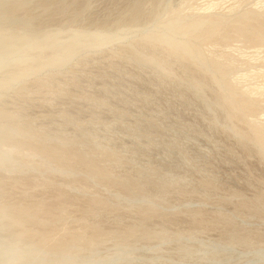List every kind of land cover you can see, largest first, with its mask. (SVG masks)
I'll use <instances>...</instances> for the list:
<instances>
[{"label": "rangeland", "instance_id": "obj_1", "mask_svg": "<svg viewBox=\"0 0 264 264\" xmlns=\"http://www.w3.org/2000/svg\"><path fill=\"white\" fill-rule=\"evenodd\" d=\"M263 22L264 0H0V264H264Z\"/></svg>", "mask_w": 264, "mask_h": 264}, {"label": "bare ground", "instance_id": "obj_2", "mask_svg": "<svg viewBox=\"0 0 264 264\" xmlns=\"http://www.w3.org/2000/svg\"><path fill=\"white\" fill-rule=\"evenodd\" d=\"M220 2V1H219ZM219 5H220V3H219ZM209 9H210V7H209ZM65 12V11H64ZM211 22V21H210ZM261 23V22H260ZM264 23V22H263ZM246 26H248V25H246ZM245 26V27H246ZM249 27V28H248ZM247 28H248V30L250 31L249 33L251 34L252 33V35H250V36H256V37H258V36H260V37H263V40H264V30H263V26L261 25V26H258V25H255V26H253V24L252 25H249ZM242 28V27H241ZM247 28H244L245 30L247 29ZM243 29V30H244ZM242 30V31H243ZM246 33L248 32V31H245ZM248 33V34H249ZM259 38V37H258ZM252 39V38H251ZM264 42V41H263ZM256 44V43H255ZM263 45V44H262ZM257 49V48H256ZM255 51V50H254ZM263 51V50H262ZM260 52V51H259ZM263 87V86H262ZM241 100V99H240ZM243 101V100H242ZM235 103V102H234ZM232 104V105H235V104ZM237 104L238 105H235L234 106V108H233V106H231L233 109H235V111H238V110H240V111H242L241 109H239L238 108V106H240L241 104V106L244 108V110L242 111V113L244 112V111H248L249 110V106L247 105V103H243V102H241V103H239V102H237ZM241 106H240V108H241ZM230 107V108H231ZM251 110V109H250ZM234 111V110H233ZM234 111V115H237L236 114V112ZM240 111H238L239 113H240ZM249 112V111H248ZM251 112V111H250ZM233 113V112H232ZM249 114V113H248ZM258 114V113H257ZM242 115V114H241ZM246 115V114H245ZM236 117V116H235ZM238 117L239 116H237V119H238ZM244 119V118H243ZM240 124V123H239ZM249 126V125H248ZM245 127V126H244ZM251 128V127H250ZM256 129V130H255ZM251 133H250V135L252 136V138H253V141L261 148V150H262V152L264 153V132L263 131H261L260 129H257V128H255ZM244 130V129H243ZM251 130H252V128H251ZM250 130V131H251ZM246 137H247V135H246ZM249 139V138H248ZM56 155H57V153H56ZM70 155V154H69ZM59 159V158H58ZM79 160V159H78ZM82 160V159H81ZM78 162H80V161H78ZM72 238V237H71Z\"/></svg>", "mask_w": 264, "mask_h": 264}]
</instances>
